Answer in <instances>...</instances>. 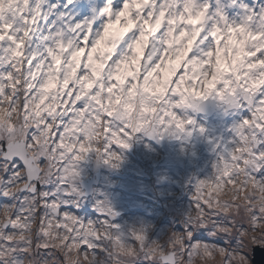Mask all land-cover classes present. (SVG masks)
Wrapping results in <instances>:
<instances>
[{"label": "snow or ice", "instance_id": "6c2138e0", "mask_svg": "<svg viewBox=\"0 0 264 264\" xmlns=\"http://www.w3.org/2000/svg\"><path fill=\"white\" fill-rule=\"evenodd\" d=\"M11 2L16 6L15 14L0 15V107L4 102L9 110L18 105L24 115L41 105H54L55 111L48 116L52 133L47 151L37 146L31 126L25 133L24 147L36 148L32 157H27L19 145L0 139V207L15 204V218L24 209L25 197L33 198L35 208L29 209V219L35 218V231L39 232L51 218L50 207L56 204L57 220L71 213L78 226H92L94 235L88 240L80 238L79 252L103 257L106 264H120L126 259L132 264H170L168 245L176 233L185 245V260L190 259L195 246L217 244L235 252L242 264H251L244 252L257 245L264 247V229L255 222L246 223L232 213L217 214L194 196L188 207L176 214L175 222L156 236L160 255L152 256L142 249L145 226L124 231L115 219L117 211L106 200L95 201L90 210L77 198L79 189L74 180L79 175L78 162L89 152L119 167L124 159L122 149L131 147L132 137L144 129L139 120H133V108L144 115L156 111L151 105L162 100L150 123L146 116L144 130L163 137L191 122L180 118L177 106L189 97L214 93L227 109H235L239 115L232 118L235 122L228 138L215 140L211 170L189 191H200L217 179L233 182L229 168L242 163L236 156L241 143L236 124L246 126L244 134L251 129L261 140L255 151L264 149V120L253 118L258 102L264 99V0H100L103 7L83 19L62 10L58 0ZM72 2L66 0L63 9ZM4 3L0 0V5ZM238 9L239 14L233 16ZM115 21L126 23V30L112 31L110 26ZM169 58L176 62L169 64ZM164 69L167 75L162 76ZM189 78L199 81V91L193 92L191 83L183 87ZM157 79L159 91L154 85ZM221 82L223 89L218 88ZM225 90L234 97L244 94L239 96V107L224 99ZM247 95L252 96L251 104ZM92 127L95 132L115 131L98 133L104 136L101 148L90 150ZM252 174L264 176V167ZM15 184L25 187L6 195L5 189ZM198 212L201 219L194 224L191 221ZM23 215L29 213L24 211ZM112 234L131 244L137 255H126L133 249L124 245L119 251L110 247ZM68 239L71 242L72 236ZM38 240L39 236L34 237L33 245ZM148 241L156 243L152 234ZM50 251L41 248L37 255ZM57 255L64 259L63 254Z\"/></svg>", "mask_w": 264, "mask_h": 264}, {"label": "clouds", "instance_id": "9594fccd", "mask_svg": "<svg viewBox=\"0 0 264 264\" xmlns=\"http://www.w3.org/2000/svg\"><path fill=\"white\" fill-rule=\"evenodd\" d=\"M15 7L11 0H5V3L0 5V15H14ZM261 19L264 20V9L261 10ZM208 71H211L210 65ZM193 75H197V72L193 71ZM194 82L195 80L189 78V81L185 83L193 84ZM223 87L222 82L218 84V88L223 89ZM241 95L244 94L240 93L234 97L230 91L225 90L224 99L232 106L239 107L238 100ZM245 98L249 104L252 103L251 95H247ZM147 103L151 105L153 101L149 99ZM18 108L19 106L16 105L9 110L6 102L0 107V139H7L19 145L27 157H32L36 154V148L24 147L25 133L28 127L31 126L35 128L33 136L37 146L39 149L47 151L49 137L52 133L48 116L55 111V106L45 107L41 105L40 108L30 110L27 115L20 112ZM21 116H23V119H21ZM253 118L254 120L256 118L264 120V99L258 102ZM145 119V115H141L139 112L133 113L134 121H145ZM54 122L53 118L52 123ZM245 127L243 124H236V132L241 141L236 156L242 163L239 165L233 164L229 168L233 182L217 179L215 183H206L200 191L195 189V194L191 195L192 192H190V195L191 198L195 196L203 200L208 208L216 209L217 214L219 212L232 213L237 217H242L246 223L252 224L255 222L257 227L264 229V176L257 178L252 174L264 167V149L259 150V152L255 151L261 140L257 138L251 129L247 134H244ZM144 129H147L146 123ZM89 132L93 135L95 128H90ZM64 139L67 140V136ZM54 151L55 149H53ZM24 187V184H15L6 188L5 194L14 195ZM83 190L85 191V189ZM15 208V204L0 207V262L2 264H106L103 257H97L91 253L85 255L79 252L80 243L82 242L80 238L88 240L94 233L91 225L78 226L74 214H63L62 218L57 220V205L53 204L50 207L51 218L37 232L35 231V218L29 219L32 215L29 209L35 208L33 198L25 197L23 211L13 218ZM24 211H27L29 215L24 216ZM253 212L256 213L255 216L252 215ZM200 219L201 213L198 212L193 216L191 222L196 224ZM9 226L11 230H6ZM73 229H75L74 233ZM220 230L231 231V229ZM149 234L148 231L144 234L142 249L148 252L149 255L158 257L160 255L158 251L159 242L154 237L155 245L149 242ZM36 236H39V240L33 245V239ZM69 236H72L71 242H69ZM173 236L174 238L168 245V254L171 258L170 264H242V258L235 252L217 244L197 245L189 253L190 259L185 260L183 255L185 245L178 233L173 234ZM110 239V247L116 251L121 249V245L133 249V246L126 244L118 234H112ZM41 248H49L52 251L47 255L43 253L37 255L38 250ZM58 252L63 254V260L57 255ZM250 253L252 254V250ZM126 255L135 256L137 252L133 249L131 253H126ZM120 264H132V261L126 259L120 261Z\"/></svg>", "mask_w": 264, "mask_h": 264}, {"label": "rangeland", "instance_id": "374dc122", "mask_svg": "<svg viewBox=\"0 0 264 264\" xmlns=\"http://www.w3.org/2000/svg\"><path fill=\"white\" fill-rule=\"evenodd\" d=\"M75 9L81 19L89 15L82 5L76 4ZM175 62V60L169 58V64ZM164 75H167V69L162 70V76ZM195 81L197 83V80ZM154 85L156 90L159 91V79L154 81ZM183 87L186 88V84ZM166 95L167 93H165ZM176 98L179 99L178 94ZM162 103V100H157L156 104L151 105V107L159 111V105ZM177 112L178 114H187L183 104L177 106ZM152 113L153 111L144 113L145 116L149 117V123L151 118L156 115V112L153 115ZM140 123L142 127L145 126L144 121H140ZM208 127L211 128L210 125ZM112 131H115V129H98L93 134V140L90 141V150L101 148L104 136L98 133ZM144 131V129H141L139 133L132 137L130 140L131 147L122 149L124 159L119 167H113L111 163H105L102 158L97 157L95 152H89L85 159L78 162L79 175L74 183L79 189V193L76 195L81 204H87L91 210V206L95 201L106 200L117 211L118 216L115 219L123 230L145 226L147 231L156 238L157 235H162L170 224L175 222L177 213L188 207L191 195L195 194V188H193L191 195L189 189L194 186L195 181L206 176L211 170L212 162L216 156L213 145L219 137V131L217 128L208 129L206 132L207 138L197 137L193 139L192 144L187 147L188 150L190 149V154L185 158L182 157L183 154H174L179 149H183L180 145L175 147L176 141L174 140L179 142L182 134H189L187 124H185L183 130L174 134H165L163 137L148 135L147 132L140 133ZM167 137L172 139L169 143H166ZM78 150L77 147L76 151ZM181 158H184L187 162L184 163V159ZM89 160L93 162L92 165L83 168ZM132 161H139L142 165ZM131 162L132 165L126 168L125 164ZM146 169L150 171L151 178L146 173ZM98 170L101 171L100 182L97 186L95 185L93 195L89 197L80 196V194H84V190L80 187L79 181L88 176L91 179L96 177L95 174ZM117 182H119L118 187L115 185ZM103 183H107L108 188L106 186L105 188L102 187ZM165 210L175 213L167 216L164 214ZM101 219H103V216H101ZM155 220H159V222L156 224L154 223ZM250 252L251 250L249 253L245 251L244 255L251 261Z\"/></svg>", "mask_w": 264, "mask_h": 264}, {"label": "water", "instance_id": "95a60500", "mask_svg": "<svg viewBox=\"0 0 264 264\" xmlns=\"http://www.w3.org/2000/svg\"><path fill=\"white\" fill-rule=\"evenodd\" d=\"M96 177L92 179H85L80 182L81 188L85 189L84 195H89L92 192V186L94 183H98L100 173L95 174ZM251 264H264V247L259 245L253 247L251 254Z\"/></svg>", "mask_w": 264, "mask_h": 264}, {"label": "bare ground", "instance_id": "6f19581e", "mask_svg": "<svg viewBox=\"0 0 264 264\" xmlns=\"http://www.w3.org/2000/svg\"><path fill=\"white\" fill-rule=\"evenodd\" d=\"M133 112H136V109H135V108L133 109ZM140 154H141V153L139 152V155H140ZM188 155H189V154H183L182 157L185 158V157H187ZM184 158H181V159H184ZM132 162H135V163L140 164L139 161H132ZM132 162H131V163H127V164H125V167H126V168H129V167L132 165ZM183 162L186 163L187 160L184 159ZM92 163H93V162H92L91 160H89L88 162H86V163L84 164V167H83V168H87V167H89L90 165H92ZM180 163H181V162H180ZM105 186L108 188V184H107V183H103V184H102V187L105 188ZM164 214L167 215V216L170 215V210H165V211H164ZM166 219H168V218H166ZM129 230H130V229H129Z\"/></svg>", "mask_w": 264, "mask_h": 264}, {"label": "flooded vegetation", "instance_id": "af4514ba", "mask_svg": "<svg viewBox=\"0 0 264 264\" xmlns=\"http://www.w3.org/2000/svg\"><path fill=\"white\" fill-rule=\"evenodd\" d=\"M124 229H125V228H124ZM124 231H129V229H127V230L125 229ZM150 231H152V229H150ZM155 231H156V230H155Z\"/></svg>", "mask_w": 264, "mask_h": 264}]
</instances>
